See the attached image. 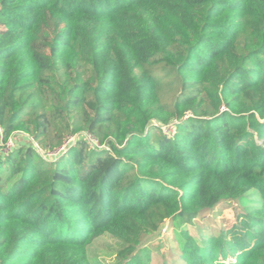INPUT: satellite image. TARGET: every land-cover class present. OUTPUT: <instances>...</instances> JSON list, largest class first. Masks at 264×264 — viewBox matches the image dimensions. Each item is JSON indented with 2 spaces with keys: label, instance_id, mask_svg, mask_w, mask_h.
Returning a JSON list of instances; mask_svg holds the SVG:
<instances>
[{
  "label": "trees",
  "instance_id": "1",
  "mask_svg": "<svg viewBox=\"0 0 264 264\" xmlns=\"http://www.w3.org/2000/svg\"><path fill=\"white\" fill-rule=\"evenodd\" d=\"M0 127V264H151L166 220L180 264H264V0H0Z\"/></svg>",
  "mask_w": 264,
  "mask_h": 264
},
{
  "label": "rangeland",
  "instance_id": "2",
  "mask_svg": "<svg viewBox=\"0 0 264 264\" xmlns=\"http://www.w3.org/2000/svg\"><path fill=\"white\" fill-rule=\"evenodd\" d=\"M25 143H32V138L24 133H14L7 144L6 150ZM45 157L52 158L47 154ZM246 197L241 201H224L218 204L213 209L203 213L191 225L190 230L197 237H200L205 232L218 234L221 229H229L237 222V213L245 211L249 206L248 201L252 200V196L248 194ZM180 241L179 224L166 220L157 231L143 239L142 246L152 250L151 264H180L177 258L181 254ZM121 244L119 239L110 234L100 236L89 245V258L93 264H126L119 260L117 255Z\"/></svg>",
  "mask_w": 264,
  "mask_h": 264
},
{
  "label": "built area",
  "instance_id": "3",
  "mask_svg": "<svg viewBox=\"0 0 264 264\" xmlns=\"http://www.w3.org/2000/svg\"><path fill=\"white\" fill-rule=\"evenodd\" d=\"M166 130L169 131V130H170V127H168ZM0 132H1V127H0ZM81 137L87 139V140L90 142V144H91L92 146H94V147H101V145L99 144V142L97 141V139H96L95 137H93L91 133L83 132V133H81V134H76V135H74V136H71V137L67 140L66 144H65L63 147H61L59 150H57V151H55V152L50 153L49 156L59 154V153H60L62 150H64L67 146H70V145L75 144V143L78 141V139L81 138ZM8 142H9V141H8ZM51 157H52V156H51Z\"/></svg>",
  "mask_w": 264,
  "mask_h": 264
}]
</instances>
